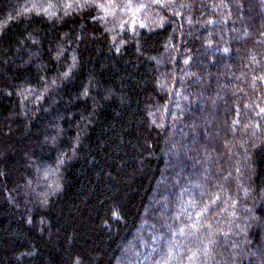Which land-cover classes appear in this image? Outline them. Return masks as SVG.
I'll list each match as a JSON object with an SVG mask.
<instances>
[{"label": "trees", "instance_id": "16d2710c", "mask_svg": "<svg viewBox=\"0 0 264 264\" xmlns=\"http://www.w3.org/2000/svg\"><path fill=\"white\" fill-rule=\"evenodd\" d=\"M0 264H264V0H0Z\"/></svg>", "mask_w": 264, "mask_h": 264}, {"label": "snow or ice", "instance_id": "6c2138e0", "mask_svg": "<svg viewBox=\"0 0 264 264\" xmlns=\"http://www.w3.org/2000/svg\"><path fill=\"white\" fill-rule=\"evenodd\" d=\"M69 7H71V5H69Z\"/></svg>", "mask_w": 264, "mask_h": 264}]
</instances>
